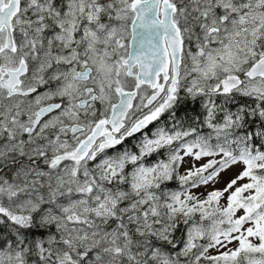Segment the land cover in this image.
I'll return each mask as SVG.
<instances>
[{"label":"snow or ice","instance_id":"6c2138e0","mask_svg":"<svg viewBox=\"0 0 264 264\" xmlns=\"http://www.w3.org/2000/svg\"><path fill=\"white\" fill-rule=\"evenodd\" d=\"M0 264H264V0H0Z\"/></svg>","mask_w":264,"mask_h":264},{"label":"flooded vegetation","instance_id":"af4514ba","mask_svg":"<svg viewBox=\"0 0 264 264\" xmlns=\"http://www.w3.org/2000/svg\"><path fill=\"white\" fill-rule=\"evenodd\" d=\"M151 92V90H149V93ZM139 101H134L133 103H138ZM144 112H147L148 109H144ZM166 113V112H165ZM163 113L156 121H153L152 123H150L147 128L142 129L141 132L135 133L132 137L127 138V140L125 141V143L122 146H118L121 148V150H124L126 148H131V146L133 145V149L134 151H138V144L139 142L144 138V136H149L151 137L152 134L157 130V128H162V123L163 120L167 117V115ZM114 152V150L109 149L108 150V154H112Z\"/></svg>","mask_w":264,"mask_h":264},{"label":"rangeland","instance_id":"374dc122","mask_svg":"<svg viewBox=\"0 0 264 264\" xmlns=\"http://www.w3.org/2000/svg\"><path fill=\"white\" fill-rule=\"evenodd\" d=\"M165 114L167 115V117L163 120L162 128H165V129H171V128H172V121H169V120H168L169 113L166 112ZM166 122H170L171 125H167ZM208 131H209V130L207 129L204 133H207ZM126 149H128V150H133V145L131 146L130 149H129V148H126ZM167 155H168L167 150H166V149H162V150L160 151V155L158 156L157 161H159V160H166V159H167ZM146 158H148V157H146ZM146 158H145L144 163H146L147 165H152V164L148 163V161L146 160ZM206 159H207V158H206ZM206 159H205V162H206ZM157 161H156V162H157ZM156 162H155V163H156ZM153 164H154V163H153ZM129 167H131V166H129ZM185 167H187V165H185ZM183 171H184V168H181V169H180L181 174H183ZM235 171H236V170L233 169V171H231V172L228 173V176H232L233 173H234ZM170 182L174 183V185L177 186V189H179V183H178V181L173 180V181H170ZM170 182H166V184H167V183H170ZM166 184H165V187H166L167 190H169L168 187L166 186ZM216 187H217V188L222 187V184H217ZM207 190H208V189H205V188L201 187L200 189H198V190L194 189L193 191H197L198 193H206ZM169 191H173V190H169ZM181 247H182V246H181ZM182 259H184V258H182Z\"/></svg>","mask_w":264,"mask_h":264},{"label":"trees","instance_id":"16d2710c","mask_svg":"<svg viewBox=\"0 0 264 264\" xmlns=\"http://www.w3.org/2000/svg\"><path fill=\"white\" fill-rule=\"evenodd\" d=\"M193 108H195L197 111H199V105H191V104H189V105H186V106H181L178 109L179 115L181 116V118H183L184 115H185V112H187L188 116L191 117V116L195 115V113L192 111ZM168 120L171 121L170 118H168ZM185 123H187V122H185ZM166 124L167 125H171L170 122H166ZM206 130H207L206 128L202 129L203 132H205ZM159 155H160V153H158V154L154 153L153 155H151L148 158H146V160L148 161V163L153 164V163H155L157 161ZM166 186L168 187L169 190H179V189H177V186L174 185V183H172V182L167 183ZM176 235H177V237H180L181 234L179 232H177Z\"/></svg>","mask_w":264,"mask_h":264}]
</instances>
